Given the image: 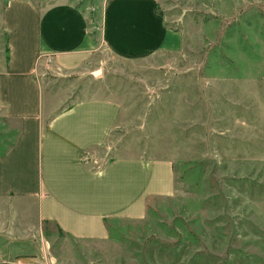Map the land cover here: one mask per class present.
I'll list each match as a JSON object with an SVG mask.
<instances>
[{
  "label": "rangeland",
  "instance_id": "374dc122",
  "mask_svg": "<svg viewBox=\"0 0 264 264\" xmlns=\"http://www.w3.org/2000/svg\"><path fill=\"white\" fill-rule=\"evenodd\" d=\"M11 1L0 0V71ZM26 1L87 16L94 47L83 66L49 62L43 78L69 94L66 105L118 102L107 156L170 160L176 183L141 219L107 220L102 241L66 236L50 222L38 227L33 217L18 228L25 245L0 261L19 253L34 264H264V0H158L181 43L144 60L115 57L101 41L110 0ZM8 123L0 109L5 150L16 137Z\"/></svg>",
  "mask_w": 264,
  "mask_h": 264
},
{
  "label": "crops",
  "instance_id": "0c3cea01",
  "mask_svg": "<svg viewBox=\"0 0 264 264\" xmlns=\"http://www.w3.org/2000/svg\"><path fill=\"white\" fill-rule=\"evenodd\" d=\"M159 7L158 0H110L101 24L108 52L144 60L179 48L181 36ZM3 28L7 61L0 71V109L16 137L6 150L0 137V257L25 245L18 228L33 217L38 227L50 222L66 236L102 241L107 220L141 219L152 198L173 194L170 160L107 156L121 114L118 102L94 97L66 105L69 94L52 91L43 78L49 62L75 70L94 47L81 10L67 4L40 10L13 0ZM4 203L7 212H1ZM11 257L0 264H34L25 254Z\"/></svg>",
  "mask_w": 264,
  "mask_h": 264
}]
</instances>
